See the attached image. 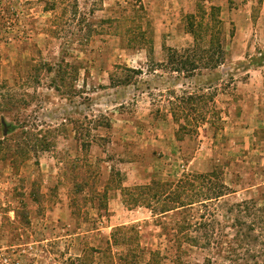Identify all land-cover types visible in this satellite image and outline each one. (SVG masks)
Here are the masks:
<instances>
[{"label":"rangeland","instance_id":"374dc122","mask_svg":"<svg viewBox=\"0 0 264 264\" xmlns=\"http://www.w3.org/2000/svg\"><path fill=\"white\" fill-rule=\"evenodd\" d=\"M55 2L0 0V264H103L91 248L110 249V264H228L168 241L176 216L130 206L121 190L217 171L232 191L218 202L228 238L223 208L264 206V0ZM211 6L223 62L176 71L168 50L194 42L186 15ZM191 93L205 95L203 112L173 117ZM74 163L108 188L106 208L77 200L90 195L75 194ZM122 225L134 227L129 253L109 245Z\"/></svg>","mask_w":264,"mask_h":264},{"label":"trees","instance_id":"16d2710c","mask_svg":"<svg viewBox=\"0 0 264 264\" xmlns=\"http://www.w3.org/2000/svg\"><path fill=\"white\" fill-rule=\"evenodd\" d=\"M57 5V0L54 3ZM55 8V7H54ZM219 7L211 6L210 11L202 10L198 14L190 13L186 15L187 29L193 35L194 42L191 46L181 50L170 48L169 59L174 63L176 71L194 74L195 71L202 69H213L218 67L224 59V47L219 39L220 20L218 19ZM140 25L134 26L138 31ZM129 79L124 80L128 84ZM186 104L190 106L172 107L173 117H179L185 114L188 118V112L191 110L202 111L204 105L197 104L205 95H199V100L192 97L193 93L188 95ZM196 101V102H194ZM203 102V100L201 101ZM196 103V105H194ZM70 181L75 188V194L84 193L88 189L90 197L78 198L79 201L87 199H97L99 206L103 209L107 201L108 188L102 191L96 188V184L89 183L90 176L87 175L83 166L74 163L70 168ZM122 196L130 206H144L151 210L153 215L165 216L175 215L176 221L172 225H165V235L168 241H172L182 249L183 244L197 246L226 258L228 264H264V233L254 234V223L248 225L245 217H254L259 224H264V217L261 212L264 206H259L254 199L244 200L223 208V217L227 222L231 220V227L235 229L232 237L228 238L221 231V222L219 214L222 211L218 205L226 195L232 191L225 184L221 175L217 171L209 173H186L177 181H152L146 185L136 186L134 188L122 189ZM92 196V198H91ZM77 200L72 199V207L76 208ZM247 226L251 231L243 232ZM263 226V225H262ZM133 226H118L112 233L111 245H126L127 253L133 251L129 231ZM123 231L121 237L117 233ZM110 249L91 248L90 252H101L103 254V264H110ZM104 252V253H103ZM87 255V254H86ZM131 255V254H130ZM89 256V255H87ZM155 258V253L153 252ZM88 257L84 256V259ZM83 259V260H84ZM78 260H82L78 259ZM131 260V259H130ZM130 260L128 262H130ZM251 260H253L251 262ZM132 261V260H131ZM206 264H214L215 261L210 257L205 259Z\"/></svg>","mask_w":264,"mask_h":264}]
</instances>
